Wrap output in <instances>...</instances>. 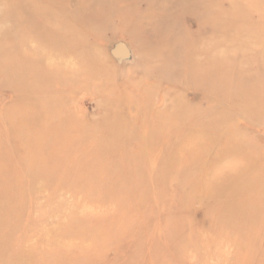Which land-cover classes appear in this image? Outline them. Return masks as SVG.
I'll use <instances>...</instances> for the list:
<instances>
[{"label":"rangeland","instance_id":"rangeland-1","mask_svg":"<svg viewBox=\"0 0 264 264\" xmlns=\"http://www.w3.org/2000/svg\"><path fill=\"white\" fill-rule=\"evenodd\" d=\"M0 264H264V0H0Z\"/></svg>","mask_w":264,"mask_h":264},{"label":"water","instance_id":"water-1","mask_svg":"<svg viewBox=\"0 0 264 264\" xmlns=\"http://www.w3.org/2000/svg\"><path fill=\"white\" fill-rule=\"evenodd\" d=\"M110 53L117 62H123L124 60L129 59L131 56L129 48L124 43H118L115 45Z\"/></svg>","mask_w":264,"mask_h":264}]
</instances>
